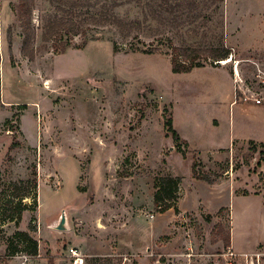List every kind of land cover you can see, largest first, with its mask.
<instances>
[{
  "label": "rangeland",
  "instance_id": "obj_1",
  "mask_svg": "<svg viewBox=\"0 0 264 264\" xmlns=\"http://www.w3.org/2000/svg\"><path fill=\"white\" fill-rule=\"evenodd\" d=\"M18 2L0 0V264H264V0H34L33 60ZM59 5L82 24L71 45L87 40L62 54L41 40L48 19L70 17ZM111 15L140 30L124 37L102 23ZM172 47L232 61L204 53L203 68L173 74ZM234 73L260 105L242 102ZM166 117L193 149L184 159ZM162 176L181 184L159 213Z\"/></svg>",
  "mask_w": 264,
  "mask_h": 264
},
{
  "label": "trees",
  "instance_id": "obj_2",
  "mask_svg": "<svg viewBox=\"0 0 264 264\" xmlns=\"http://www.w3.org/2000/svg\"><path fill=\"white\" fill-rule=\"evenodd\" d=\"M35 2L34 0H19L16 5L15 12L17 13L18 19L21 21L23 36L22 43V51L23 55L28 57L29 60L34 59V51L31 49L32 43L35 38V32L31 23L32 20V12L34 9ZM62 5L57 7L62 14H70V17L62 16L59 13H56L51 19H48L42 28L41 40L42 42L51 43L56 54H62L66 49L71 47L73 48H81L86 44V39L79 46L71 45V35L77 36V34L84 32L81 30L82 24L79 22H74V18L78 19V16L71 12L70 10L66 11ZM95 19L94 17H91ZM89 19H84L85 22ZM79 21V20H78ZM108 24V26L114 27L118 32H120L124 37L130 36L133 32H138L140 30L139 23L137 22H126L123 19L118 18L116 15H111L109 17H104L102 19V23ZM133 33V34H134ZM71 34V35H70ZM85 36V35H82ZM133 52L142 53L146 55H153L157 52V49H139L136 47L132 48ZM172 59H171V72L173 74H187L190 73L194 69L203 68L205 65L202 62V55L205 53L204 61L209 59L212 60L210 63L211 66H214V62H219L228 59V55L231 54L229 49L226 48H218V49H209L201 51L199 49H187V48H171ZM182 58V59H181ZM217 65V64H216ZM165 117V116H164ZM164 128L167 134L171 137L173 143L179 144L177 149L181 154L182 158H186V154L184 150H182V146L184 148L187 147L185 142H181L177 132L173 128V122L170 117H166L164 120ZM262 148V152L264 153V144L260 146ZM250 148L253 152H257V146L254 144H250ZM196 163L193 162L191 164V172L193 178L197 180H204L208 182V179L204 176H198L196 174ZM181 184L180 177H172V176H162L155 179L153 183L154 187V196H153V206L154 209L163 213L169 210L176 200L178 195V189ZM35 188V181L32 184V189ZM23 208H18L15 211V215L11 217L9 220L14 221L16 224L20 220L21 212ZM12 240H17L21 245L27 244V252L30 256L37 255V242L32 240L26 233L17 232L14 234ZM230 238L227 237L226 243L227 247L229 246ZM16 250H12L10 254H15ZM12 256V255H11Z\"/></svg>",
  "mask_w": 264,
  "mask_h": 264
},
{
  "label": "built area",
  "instance_id": "obj_3",
  "mask_svg": "<svg viewBox=\"0 0 264 264\" xmlns=\"http://www.w3.org/2000/svg\"><path fill=\"white\" fill-rule=\"evenodd\" d=\"M233 82H234L235 84H238V85H239L238 91L242 94V98H241L242 102H252V103H254L255 105H260V104L262 103V99L255 98V97H252V96L248 97V96H246L245 93H243V92L241 91V90H242V88H241V80L238 79V74H237V73H234ZM236 102H237V101L234 100V103H236ZM230 255L233 256V254H230ZM240 256H242L244 259L248 260V255H247V254H242V255H240ZM255 258H256L257 262H259L260 257H259L258 254L255 255ZM80 261H81V260H80ZM75 264H76V262H75Z\"/></svg>",
  "mask_w": 264,
  "mask_h": 264
},
{
  "label": "crops",
  "instance_id": "obj_4",
  "mask_svg": "<svg viewBox=\"0 0 264 264\" xmlns=\"http://www.w3.org/2000/svg\"><path fill=\"white\" fill-rule=\"evenodd\" d=\"M193 71V70H192ZM227 76H228V73H225ZM232 81H233V78H232ZM235 100V99H234ZM234 100H232L230 103H229V106H233V105H235V103H234ZM174 128V127H173ZM175 130V129H174ZM178 134V133H177ZM178 136H179V138H180V141L181 142H185L186 144H187V148L189 149V150H193V149H191L190 148V146H189V143L187 142V141H185L184 139H182V137L178 134ZM230 148V146H228V149ZM195 151V150H194ZM216 151V150H215ZM218 151H222L221 149H218ZM199 154V157L201 158V159H203V158H207L208 156H209V154L206 156V157H201V155H200V153H198ZM180 156H181V154H180ZM182 157V156H181ZM183 159V158H182ZM218 159V158H217ZM217 159H214V161H216ZM218 162V161H217ZM200 163H201V161H200ZM190 167H191V165H190ZM261 246L263 245V244H260ZM257 248V247H256ZM256 248H254V250L253 251H251V252H254V251H256ZM235 249V248H234ZM238 252H240V253H243V254H248V252H245V251H238Z\"/></svg>",
  "mask_w": 264,
  "mask_h": 264
},
{
  "label": "water",
  "instance_id": "obj_5",
  "mask_svg": "<svg viewBox=\"0 0 264 264\" xmlns=\"http://www.w3.org/2000/svg\"><path fill=\"white\" fill-rule=\"evenodd\" d=\"M170 150L172 149L170 148ZM53 228L57 231H66L68 229L64 212L61 213L59 220L56 222Z\"/></svg>",
  "mask_w": 264,
  "mask_h": 264
},
{
  "label": "bare ground",
  "instance_id": "obj_6",
  "mask_svg": "<svg viewBox=\"0 0 264 264\" xmlns=\"http://www.w3.org/2000/svg\"><path fill=\"white\" fill-rule=\"evenodd\" d=\"M232 61V59H227V60H225V61H222L221 62V65H227L229 62H231Z\"/></svg>",
  "mask_w": 264,
  "mask_h": 264
}]
</instances>
